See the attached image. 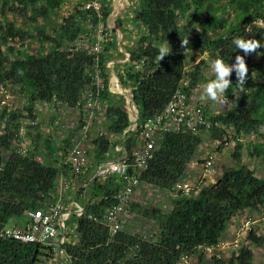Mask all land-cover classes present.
I'll use <instances>...</instances> for the list:
<instances>
[{"label": "trees", "instance_id": "obj_1", "mask_svg": "<svg viewBox=\"0 0 264 264\" xmlns=\"http://www.w3.org/2000/svg\"><path fill=\"white\" fill-rule=\"evenodd\" d=\"M93 1L0 0L3 98L10 93L22 97L31 116L39 103L78 109L82 114L78 126L81 131L88 122L89 110L84 106L90 97H97L100 102L94 113L100 112L103 102L106 103L105 116L110 120L106 133L94 137L88 133L87 138L96 169L112 157L111 152L119 143L131 154L138 140L141 142L139 134L144 123L163 114L179 88L190 96L201 83L214 79L215 74L208 79L203 71L214 59L233 64L235 57L241 55L251 70L247 71L243 84H239L235 69L229 76L231 83L225 91L229 99L243 87L234 108L219 115L203 112L204 124L197 125L195 132L187 129L179 133L158 132L155 158L141 173L140 183L176 193L177 185L189 176L203 144L204 132L218 140L227 136L229 129L239 137L243 134L264 137V0H138V40L130 47L123 44L130 61L115 70L121 81L132 89L139 112L137 128L126 135L132 120L125 107V97L110 90L111 72L107 67L120 55L117 36L107 26L114 0H99L98 11L87 8ZM63 6L72 8L60 23L51 26L52 16ZM7 11L20 15L31 11L32 30L9 23ZM204 13L206 18L196 27L194 20ZM181 16L186 19L182 25ZM101 24L103 34L99 31ZM104 34L107 36L101 43L100 53L94 52L93 47ZM234 37L256 39L261 46L244 52L232 43ZM182 39H188V45L182 47ZM164 46L168 54L160 60L159 49ZM204 53L207 58L192 64L197 55ZM254 57H261L262 61ZM114 97L118 98L117 102ZM0 118L5 125L0 133L2 229L9 227L12 219L47 209L59 192L61 171L43 162L38 143L30 148L25 146L23 137L20 138L22 114L5 108ZM70 141L60 148L46 141V156L52 150L67 156ZM236 145L234 157L239 166L224 170L216 184L197 196L179 192L170 212L142 208L141 214L150 221L152 233L148 234L130 231L124 223L112 236L108 224L95 221V217L101 218L117 202L116 195L124 181L118 175L93 178L89 187L78 193L84 213L79 217L72 214L65 221V229L60 228V233L65 234L62 247L73 264H180L186 255L194 257L198 264H253L252 246L264 244V236L258 234L257 228L249 230L250 245L243 246L230 262L222 261V256L208 257L206 252L207 248H216V253L223 255L219 245L230 222L264 207V179L240 161L243 144L237 140ZM247 155L263 156L264 145L249 143ZM129 205L135 214L139 206ZM0 264L64 263H57L52 246L3 241Z\"/></svg>", "mask_w": 264, "mask_h": 264}, {"label": "rangeland", "instance_id": "obj_2", "mask_svg": "<svg viewBox=\"0 0 264 264\" xmlns=\"http://www.w3.org/2000/svg\"><path fill=\"white\" fill-rule=\"evenodd\" d=\"M83 0H71L73 3H79ZM115 1L112 2L111 6V17L108 20V29L112 32L115 30L122 35L123 44L133 46L138 40L139 36V14L136 12L138 8V0H117V6H115ZM2 7V4L0 5ZM72 7L63 6L57 15H53L50 21L51 26L60 23L62 18L69 12V9ZM114 8L118 11V16L116 22H113V12ZM8 14V11H7ZM31 11H28L25 15L20 14H8V22L13 23L18 28H25L27 30L31 29ZM206 18V13L201 17H196L194 20V25L197 27L201 22ZM180 24H184L186 19L184 16H181L179 19ZM50 26V27H51ZM103 26V24H101ZM100 28V27H99ZM126 38V39H125ZM118 39V38H117ZM119 44V39H118ZM122 44V46H123ZM119 49V48H118ZM120 55L115 57L111 62L108 63V69L110 70L113 67L116 70V67L124 65L130 61V55L126 50L121 47L119 49ZM195 57V55L193 56ZM207 58V53L199 54L195 57V61H192V64H197L202 59ZM256 61H262L261 57H254ZM114 64V65H113ZM188 68H191L190 66ZM248 70H251V67H247ZM206 78L211 79L214 76V70L211 67V63L203 69ZM110 90L113 94L123 95L125 94V89L121 83L113 77L109 78ZM206 83H201L197 88H195L192 94L189 96V103L191 107L200 106L203 109V112L210 113L213 115L226 114L232 108H234V103L236 98L241 94L243 87L238 88L234 92V97L229 99L224 93L220 100L213 101L210 99H201L203 94V86ZM128 88V87H127ZM130 89V88H129ZM128 92V91H127ZM132 90L128 95H124L126 101L132 102ZM118 98L114 97V101L117 102ZM106 103L103 102L102 109L100 112H93L89 110L88 122L92 123L89 126V134L98 136L106 133L110 120L105 116ZM125 107L129 112L131 120L135 117L134 112L138 111L137 108L128 106V103H125ZM5 108H8L9 112H15L16 114H22L24 119L22 120V126L20 128V138L23 137V143L27 148L33 146L34 143H38L40 149L42 150V157H51V155L46 156V141L52 142L57 147H64L66 142L70 139V146L67 149L68 152L72 149L74 141L79 139L81 134V129H78L81 112L80 110H75L69 106L59 105V107L54 108L49 104H37L36 112L34 116H31L29 111L26 110L25 101L22 97L10 93L4 98L0 91V115ZM84 109L87 110L84 106ZM86 114V111H85ZM84 114V115H85ZM96 114V115H95ZM86 116V115H85ZM84 116V118H86ZM54 117V120L52 119ZM95 118V119H94ZM94 119V120H93ZM87 122V123H88ZM5 125L0 118V133L4 129ZM228 135L224 136L222 140L215 139L212 134L204 132L203 137L204 141L202 146L199 149L197 158L189 169V176L183 183H187L191 188L192 196H197L203 189L214 185L217 183L219 178L222 176L224 170L231 167H238L239 162L237 158L234 157L236 151V141L239 140L243 144V148L240 150L239 154L241 155L240 161L247 165L248 167L256 170V175L259 178L264 179V155L257 158H252L247 155V148L249 143L253 144H263L264 137L257 135H241L237 136L233 129H229ZM91 137V138H92ZM118 140V138H114ZM38 141V142H35ZM142 141L138 140L137 146H140ZM117 146H115L116 148ZM121 147V146H119ZM57 153L59 157L61 153L57 151H51V153ZM112 153V152H111ZM112 155V154H111ZM41 157V158H42ZM212 159V165L208 166V161ZM114 157H111L112 159ZM109 159V160H110ZM45 160L43 159V162ZM90 164L94 162V159L89 155ZM108 161V160H107ZM68 187L66 183H61L58 185V191L62 190L65 192L63 195V202L68 201L66 199L68 195ZM179 191L176 193H169L161 191L155 187L147 186L146 184H141L135 190L131 203L139 206L135 214L130 212L127 213L126 222L124 227H127L130 231L133 232H146L152 233L149 229L150 224L149 220L144 218L141 214L142 208H147L152 210L153 208H158L164 212H170L173 207V199L178 196ZM140 208V209H139ZM131 209V207H130ZM140 211V214L138 213ZM144 213V212H143ZM249 223V224H248ZM9 226L13 227L14 223L9 222ZM257 228L258 234L264 236V207L259 212H253L250 215H247L242 218H235L230 222L228 230L224 233L223 238L220 242V249L224 251L222 255V261L230 262V258L234 255H237L239 250L245 246L250 245L248 243L249 228ZM126 228V229H127ZM254 251V260L253 264H264V244L262 246H252ZM194 259L192 264H198Z\"/></svg>", "mask_w": 264, "mask_h": 264}, {"label": "built area", "instance_id": "obj_3", "mask_svg": "<svg viewBox=\"0 0 264 264\" xmlns=\"http://www.w3.org/2000/svg\"><path fill=\"white\" fill-rule=\"evenodd\" d=\"M92 7L98 11L100 9L99 0H94L87 5V8ZM99 31L103 34L104 27L100 26ZM105 36L107 34L99 38V42L93 47L94 52L100 53L101 43L106 40ZM97 80L99 87H101L99 76H97ZM99 107L100 102L97 97H90L85 104V108L91 111V115ZM203 116L202 108L200 106L191 107L188 94L183 88H179L174 93L164 113L157 118L148 119L144 123L139 134L142 141L140 146L135 147L131 154L127 153L125 158L121 160H108L99 166L97 176L118 175L123 179L124 185L116 195L117 202L109 207L101 218L95 217V221L108 224L110 234L115 236L125 223V215L130 210L129 204L132 201L135 190L140 185L141 173L148 168L150 162L155 158L157 133H179L185 129L195 132L197 125L204 124ZM91 123L92 121L82 127L79 139L74 141L72 149L64 159L63 168L69 170L72 175L83 174L89 165L87 138ZM212 159L211 157L208 161V166L212 165ZM177 190L185 195H191L192 192V188L185 182H180L177 185ZM62 198V195L56 197L55 201L47 209L41 208L29 212V223L26 228L4 227L0 229V243L3 241H17L52 246L55 250L57 263L62 261L64 264H73L71 256L62 247L65 241V234L60 233V228L64 229L63 223L66 220L64 217L65 205ZM82 214L79 215L81 216ZM251 229L252 226L246 230ZM216 251V248H207V256L221 258L222 254L216 253ZM194 259V257L186 255L180 264H192Z\"/></svg>", "mask_w": 264, "mask_h": 264}, {"label": "crops", "instance_id": "obj_4", "mask_svg": "<svg viewBox=\"0 0 264 264\" xmlns=\"http://www.w3.org/2000/svg\"><path fill=\"white\" fill-rule=\"evenodd\" d=\"M116 73L118 74V72H116ZM124 137H125V135H124ZM119 146H121V147H119ZM49 155H51V157H46V158H43L42 156L41 157H42V159L45 160L44 161L45 164L55 166L58 169H60L61 176L59 178V184L63 183V181H64V183H66V187H68L67 188L68 195H65V196H67L66 199L68 201H66V203H64V205H65V216L64 217L66 220L68 218H70V216L72 214H76L79 217L80 216L79 214L84 213L85 207L81 203V199H80L78 193L81 189L89 187L91 180L97 176V170L99 169V166L101 164L95 169L93 162H92V164H90V162H89V165L86 168V170L83 172V174L74 176L69 172V170H65L63 168V162H64V159L66 158V156L61 155L59 157V155H57V153H55V152H53V153L49 152ZM126 155H127V152L125 151V149L121 145V143H119V145H117L116 148H113L112 157H114V158H112L110 160H121V159L125 158ZM102 182H104V181H102ZM64 194H65L64 191L59 190V192L56 196L59 197V195L63 196ZM12 221L14 223L13 228H18V227L24 228L27 225L29 218H28V215H24L22 218L12 219L10 222H12ZM65 221L63 223L64 229H65ZM9 227H11V226H9ZM219 246L221 247V245H219ZM223 253H224V251H223Z\"/></svg>", "mask_w": 264, "mask_h": 264}, {"label": "clouds", "instance_id": "obj_5", "mask_svg": "<svg viewBox=\"0 0 264 264\" xmlns=\"http://www.w3.org/2000/svg\"><path fill=\"white\" fill-rule=\"evenodd\" d=\"M188 43V39H182L181 46H186ZM232 43L237 49H241L244 52L253 51L261 46L258 40L251 38L245 39L234 37ZM167 54V47H161L159 49L158 58L161 60ZM211 67L214 70L215 78L203 86V94L201 95L202 100L206 98L213 101L220 100V98L230 86L231 81L229 76L233 69L236 70L239 84H243L248 71L244 56L241 55H237L235 57V63L233 64H228L223 59L216 58L211 62Z\"/></svg>", "mask_w": 264, "mask_h": 264}, {"label": "water", "instance_id": "obj_6", "mask_svg": "<svg viewBox=\"0 0 264 264\" xmlns=\"http://www.w3.org/2000/svg\"><path fill=\"white\" fill-rule=\"evenodd\" d=\"M115 6H117V0L115 1ZM117 16H118V14H117V12H116V9L114 8V12H113V22H116ZM114 33L116 34L117 38L119 39L118 48L121 49L122 44H123L122 35H121L118 31H116V30L114 31ZM119 49H118V52H119ZM119 53H120V52H119ZM113 65H114V64H113ZM110 72H111V74L113 75V77H114L115 79H117V80L121 83V85L123 86V88H124L126 91H128V92L130 93V89L127 88V86L124 84V82L121 81V79L119 78L118 74L116 73V71H115V69H114L113 67L110 68ZM131 90H132V89H131ZM131 94H132V96H133V98H132L133 100H132L131 104H130L129 101H126V102L128 103V106H131V107H134V108H135V107H136V106H135V97H134V94H133V93H131ZM124 95H125V94H123V96H124ZM126 95H127V94H126ZM124 97L128 99V97H126V96H124ZM134 115H135V117L132 119V125H131L130 128L126 131L125 135H126L127 133L131 132V131H134V130L137 128L138 119H139V112H138V111L134 112Z\"/></svg>", "mask_w": 264, "mask_h": 264}, {"label": "bare ground", "instance_id": "obj_7", "mask_svg": "<svg viewBox=\"0 0 264 264\" xmlns=\"http://www.w3.org/2000/svg\"><path fill=\"white\" fill-rule=\"evenodd\" d=\"M115 9H116V8H115ZM118 11H119V10H116L117 14H118ZM124 93L127 94V95L129 94V92H127L126 90H125Z\"/></svg>", "mask_w": 264, "mask_h": 264}]
</instances>
